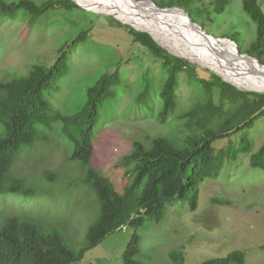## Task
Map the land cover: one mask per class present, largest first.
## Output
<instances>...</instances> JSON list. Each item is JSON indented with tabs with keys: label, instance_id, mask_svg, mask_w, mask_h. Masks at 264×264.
Wrapping results in <instances>:
<instances>
[{
	"label": "rangeland",
	"instance_id": "1",
	"mask_svg": "<svg viewBox=\"0 0 264 264\" xmlns=\"http://www.w3.org/2000/svg\"><path fill=\"white\" fill-rule=\"evenodd\" d=\"M34 1L42 4L48 0ZM153 1L163 7L185 9L209 34L232 38L243 54H250L257 29L243 9V0H230L222 13L216 11L214 0ZM259 3L264 10V0ZM111 15L80 5L51 9L38 19L24 12L15 16L0 13V80L27 76L37 64H53L75 37L88 32L85 40L76 47L70 46V77L59 84L61 93L54 103L65 114L75 113L84 105L88 88L104 74L118 67L122 73L127 72L119 89V99L98 118L92 159V165L122 190L131 177L118 164L131 151L134 141L148 145L153 138L167 136L178 146H185L188 137L203 135L206 129L219 131L231 115L241 112L243 100L226 103L223 111L214 114L220 103L218 88L209 92L199 82L191 81L188 73L181 72L177 110L167 121L160 122L157 117L162 107L160 89L166 78L162 61L134 40L131 30H137L135 27ZM183 59L199 70V63ZM143 79H151L155 86L152 110L138 100ZM211 94L213 104H208ZM202 118L206 122H201ZM49 135V142L39 143L35 150L21 156L10 172L13 178L29 181L36 195L24 198V206L18 205L19 199L8 198V205L16 204L12 206L14 209L46 228L59 229L70 245L79 247L85 241L89 226L98 218L100 203L96 193L83 183L85 170L81 164L67 159L69 148L64 137L56 131ZM242 137L250 143L248 151L238 152L235 160L226 161L220 176L203 182L195 210L189 199L176 200L168 207L165 223L147 220L138 230L130 227L116 230L90 249L82 260L72 264H127L123 252L133 233L141 236L137 256L141 264H166L170 262L169 253L179 248L185 251V264L226 257L234 250L246 253L244 264H264L261 248L264 245V169L251 165L252 154L264 143V116L258 117L252 126L213 144L218 150L236 149ZM47 171L58 175L60 181L45 178Z\"/></svg>",
	"mask_w": 264,
	"mask_h": 264
},
{
	"label": "trees",
	"instance_id": "2",
	"mask_svg": "<svg viewBox=\"0 0 264 264\" xmlns=\"http://www.w3.org/2000/svg\"><path fill=\"white\" fill-rule=\"evenodd\" d=\"M214 3L216 11L222 13L230 0H214ZM158 5L163 7L160 3ZM73 7L78 5L72 0H48L42 4L34 0H0L1 14L15 16L18 12H24L35 17L33 19H38L51 9ZM243 9L257 29L256 41L248 53L264 64V10L259 0H243ZM112 20L118 22L115 18ZM131 32L135 41L162 61L166 72L160 89L162 107L157 113L160 122L167 121L177 110L181 72L188 73L191 81L199 82L209 92L218 88L220 103L214 114L223 111L226 103L243 100L241 112L231 115L219 131L206 129L203 135L188 137L187 144L182 147L167 136L153 138L148 145L134 141L131 151L118 164L126 168L131 181L119 190L110 177L92 165V159L98 118L119 99V89L127 72L122 73L118 67L104 74L88 88L84 105L75 113L65 114L55 104L61 93L59 84L65 82V77H70V46L76 47L88 37V32L75 37L68 44V49L58 54L53 64H37L27 76L0 80V264H72L82 260L90 249L123 226L138 230L147 220L165 223L168 207L176 200L189 199L191 208L195 210L203 182L220 176L226 161L235 160L238 152L248 151L250 143L246 137H242L236 149L218 150L213 143L252 126L258 117L264 116V93L241 90L201 66L198 70L188 60L174 56L160 46L148 32L133 28ZM151 81L143 79L142 90L138 93V100L145 102L150 110L153 109L156 91ZM208 104H213L212 94ZM201 122H206V118H202ZM55 123L59 124L55 126ZM52 131L64 137L69 148L67 159L77 160L81 164L85 170L83 183L96 193L100 203L98 218L89 226L85 241L79 247L70 245L59 229L44 227L26 213L14 209L12 206L16 204L8 205L7 202L9 196H14L20 198L18 205H24V198L36 195L37 191L28 185L29 181L13 178L10 172L21 156L35 150L39 143L49 142V132ZM251 165L264 169V143L252 154ZM54 174L47 171L45 178L60 181L61 178ZM140 244L141 236L133 233L123 252L127 264H141L137 260ZM261 248L264 249V245ZM169 261L166 264H185L184 249L172 250ZM245 262L246 253L234 250L226 257H213L198 264Z\"/></svg>",
	"mask_w": 264,
	"mask_h": 264
},
{
	"label": "bare ground",
	"instance_id": "3",
	"mask_svg": "<svg viewBox=\"0 0 264 264\" xmlns=\"http://www.w3.org/2000/svg\"><path fill=\"white\" fill-rule=\"evenodd\" d=\"M88 10L112 14L123 23L151 33L171 53L211 69L241 89L264 92V64L241 55L228 38H205L177 9L163 10L153 0H76ZM146 7L144 10L143 8Z\"/></svg>",
	"mask_w": 264,
	"mask_h": 264
},
{
	"label": "water",
	"instance_id": "4",
	"mask_svg": "<svg viewBox=\"0 0 264 264\" xmlns=\"http://www.w3.org/2000/svg\"><path fill=\"white\" fill-rule=\"evenodd\" d=\"M72 1H74L76 4H78L79 5V3L76 1V0H72ZM142 1H144V0H142ZM145 1H147V0H145ZM156 5H157V7H159L160 9H163V10H173V9H177L178 11H181V12H183L186 16H187V18L189 19V21L192 23V25L194 26V27H196V28H198V31L200 32H202V31H204V37L205 38H209V37H213V35H211V34H209L204 28H203V26L202 25H200L199 23H197V22H195L194 20H193V18L190 16V14L185 10V9H183V8H180V7H161V6H159L157 3H156ZM82 7V6H81ZM83 8H85V9H88V8H86V7H83ZM146 7H144L143 8V10L145 9ZM112 16V15H111ZM116 19H118L117 17H115ZM119 20V19H118ZM121 21V20H120ZM122 22V21H121ZM138 31H144V30H139V29H137ZM145 32H147V31H145ZM149 33V32H148ZM149 34H151V33H149ZM151 36L154 38V36L151 34ZM230 39V38H229ZM154 40L159 44V45H161L155 38H154ZM231 41H232V43H234V45L237 47V49H238V52H239V54L241 55V53H240V49H239V46H238V44L234 41V40H232L231 39ZM163 48H165L163 45H161ZM165 49H167V48H165ZM168 50V49H167ZM178 56V55H177ZM179 57H181V56H179ZM255 58H257L256 56H254ZM182 58H185V57H182ZM258 59V58H257ZM217 74V73H216ZM223 78V77H222ZM224 79V78H223ZM225 80V79H224ZM225 81H227V80H225ZM228 82V81H227ZM233 84V83H232ZM234 85V84H233ZM234 86H236V85H234ZM237 87V86H236ZM239 88V87H238ZM239 89H241V88H239ZM257 92V91H256ZM259 93H264V92H259Z\"/></svg>",
	"mask_w": 264,
	"mask_h": 264
},
{
	"label": "clouds",
	"instance_id": "5",
	"mask_svg": "<svg viewBox=\"0 0 264 264\" xmlns=\"http://www.w3.org/2000/svg\"><path fill=\"white\" fill-rule=\"evenodd\" d=\"M155 2V1H154ZM156 3V2H155ZM78 5V4H77ZM160 6V5H159ZM162 7V6H161ZM123 23V22H122ZM138 31V30H137ZM141 32H145V31H141ZM151 35V34H150ZM236 42V41H235ZM237 43V42H236ZM161 46V45H160ZM181 58V57H180ZM232 84V83H231ZM8 198H17V199H19L20 200V198L19 197H14V196H9ZM8 198H7V202H8ZM25 205V204H24ZM24 205H22V206H24ZM127 226H123V229L124 228H126Z\"/></svg>",
	"mask_w": 264,
	"mask_h": 264
}]
</instances>
